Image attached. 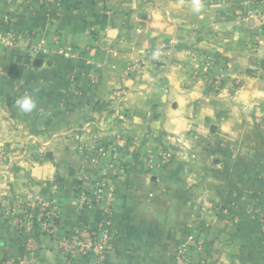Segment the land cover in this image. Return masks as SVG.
Here are the masks:
<instances>
[{"label":"crops","instance_id":"crops-1","mask_svg":"<svg viewBox=\"0 0 264 264\" xmlns=\"http://www.w3.org/2000/svg\"><path fill=\"white\" fill-rule=\"evenodd\" d=\"M82 174L115 190L107 264H264V0H0V264L108 217Z\"/></svg>","mask_w":264,"mask_h":264},{"label":"built area","instance_id":"built-area-1","mask_svg":"<svg viewBox=\"0 0 264 264\" xmlns=\"http://www.w3.org/2000/svg\"><path fill=\"white\" fill-rule=\"evenodd\" d=\"M42 49H35L39 53ZM115 145V144H114ZM115 151V147L106 148L101 145L90 148V155L99 152L102 155H108ZM153 160L147 163V172L153 171ZM78 207L83 209L92 203H101L108 211V217L96 225L89 224L76 234L67 237L61 242L63 249L62 264H81L86 261L87 264H107L109 257L115 252L117 247V233L115 215V190L106 182H93L86 175L79 177L78 187ZM42 229L53 234L56 223L60 217L59 210L54 202H42L38 205ZM264 225V215L261 216ZM194 242V238L190 237ZM188 254V247L184 246L179 251L180 261H184ZM20 264H28L23 261Z\"/></svg>","mask_w":264,"mask_h":264},{"label":"clouds","instance_id":"clouds-1","mask_svg":"<svg viewBox=\"0 0 264 264\" xmlns=\"http://www.w3.org/2000/svg\"><path fill=\"white\" fill-rule=\"evenodd\" d=\"M21 109L25 112H30L34 107V103L31 99L25 98L21 101H18Z\"/></svg>","mask_w":264,"mask_h":264},{"label":"rangeland","instance_id":"rangeland-1","mask_svg":"<svg viewBox=\"0 0 264 264\" xmlns=\"http://www.w3.org/2000/svg\"><path fill=\"white\" fill-rule=\"evenodd\" d=\"M249 16H250V14L248 13V17H247V18H242V19L238 20V23H245V22L247 21V19L249 18ZM203 63H205V65H204V64H203V65L200 64V66H197L196 73L200 74V73H201V68H202V66H203V67H204V66H207V65H206V61L203 62ZM204 68H205V67H204ZM204 70H205V69H204ZM207 71H208V70H207Z\"/></svg>","mask_w":264,"mask_h":264}]
</instances>
